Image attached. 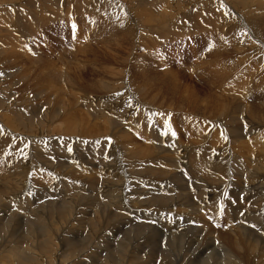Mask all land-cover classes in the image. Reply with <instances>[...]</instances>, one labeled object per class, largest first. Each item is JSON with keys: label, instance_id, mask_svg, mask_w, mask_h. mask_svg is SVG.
I'll list each match as a JSON object with an SVG mask.
<instances>
[{"label": "rangeland", "instance_id": "1", "mask_svg": "<svg viewBox=\"0 0 264 264\" xmlns=\"http://www.w3.org/2000/svg\"><path fill=\"white\" fill-rule=\"evenodd\" d=\"M110 1V10H96L84 0H0V228H5L0 231V264H161V260L169 261L164 260V253H180L176 249L181 233L200 234L194 243L184 235L180 264L194 263L197 247L204 244L207 233L215 236V249L209 248L200 256L203 262L210 259L209 264L212 260L222 263L228 258V263L222 264H247L241 255L247 249L241 244L248 240L246 230L260 233L261 239L252 243L255 249L260 245L263 248L264 226H260L258 215L264 208V197L246 190L243 167L231 157L239 160L236 154L242 149L237 144L235 148L232 132L241 128L245 145L246 139L255 134L247 132L256 122L246 113L235 111L242 105L239 96L248 93L251 97L250 91L262 93L264 88V0H217L218 4L215 0ZM119 6L122 9L116 10ZM188 11L190 15L180 21L185 29L166 37L159 38V34L173 28H157L160 19L149 24L144 21L148 12L176 21ZM220 11L230 17L228 31L217 20ZM73 13L75 16H70ZM246 14L258 18L255 31ZM198 15L202 19L212 15L220 30L200 23ZM252 34L258 35L254 38ZM234 50L238 56L225 54ZM103 67L110 69L100 75ZM191 94L202 99L200 104L193 102ZM179 96L187 104H194L188 107L178 102ZM209 101L220 105L226 102L218 121L210 117L215 107ZM3 113L18 126H10ZM234 115L239 122L243 117L246 122H233ZM193 117L198 123L190 122ZM165 119L172 122L178 137L168 144L162 139L157 145L158 126ZM262 126L258 132L264 136ZM250 142L252 148L264 145L261 140ZM217 153L230 160V168L233 165L240 176V185L228 180L221 182L222 187L208 186L205 181H213L210 177L196 176L200 162L206 163L205 159L211 160L207 165L214 163ZM220 177L224 178V171ZM150 201L163 207H152ZM170 201L174 202L171 207L166 204ZM183 221L187 222L180 226ZM139 226L147 227L141 228L144 235L160 234L158 245H154L156 239L151 244L144 240L138 244L140 239L133 234L141 232ZM162 226L173 228L174 235ZM252 226L260 227L256 231ZM224 231L240 238L235 247L217 239V234ZM161 234H167V238L164 240ZM89 245L94 249L82 255Z\"/></svg>", "mask_w": 264, "mask_h": 264}, {"label": "bare ground", "instance_id": "2", "mask_svg": "<svg viewBox=\"0 0 264 264\" xmlns=\"http://www.w3.org/2000/svg\"><path fill=\"white\" fill-rule=\"evenodd\" d=\"M102 1H105V0H84V2H91L92 4H90L91 6L93 5L94 7H95V9L97 10V9H102V10H110L111 9V5H112V3H109V2H111L110 0L109 1H105V3H101L102 5H100L99 3L100 2H102ZM212 1H214V0H212ZM212 1H210L211 3H212ZM45 3V2H44ZM108 4L110 5V6H108ZM214 4H218V2H217V0H215V2H214ZM103 5H105V6H103ZM248 5V4H247ZM113 8L115 9V7L113 6ZM137 8V7H136ZM211 8V7H210ZM209 8V11L211 10ZM248 8V7H247ZM122 8H121V6H119L118 7V9H116V10H121ZM213 9V8H212ZM249 9V8H248ZM214 10V9H213ZM213 10H212V12H213ZM130 11V10H129ZM134 11V10H133ZM142 11V10H141ZM208 11V12H209ZM136 12V11H135ZM215 12H217V11H215ZM131 12H129V14H130ZM156 13V12H155ZM190 11H188V12H186L185 13V17H181L180 19H178V20H176V21H173V20H175L174 18L172 19V20H168V18L167 17H164L163 15H151L149 12H148V14L145 16V20L144 21H146V23L147 24H149V23H151L152 21H156V19H160L158 22H160V25L157 27V28H166V27H171V28H173V30L171 31V32H169V33H164V34H159V38H161V37H166L168 34H170V33H174V32H181V31H179L180 29L183 31L185 28H184V26L182 27V26H180L181 24H180V21H182V20H184L185 18H187L188 17V15H190ZM224 13L225 12H223V11H220V14H219V17L217 18V20H218V22H219V24H220V27H222L224 30L226 29L227 31L231 28V25H230V22H231V20H230V17H228V16H225L224 15ZM66 14H69V13H66ZM65 14V16H68V15H66ZM208 14H210V12L208 13ZM252 14V13H251ZM263 14V13H262ZM47 15H49V14H46V16ZM134 15V14H133ZM139 15V14H138ZM60 16V15H59ZM62 16H64V15H62ZM70 16H75L74 15V13H73V15H70ZM69 16V17H70ZM83 16V18H84V15H82ZM81 16V17H82ZM144 16V15H143ZM216 16V15H215ZM246 16H247V19L250 21L251 20V26H253V27H251L252 28V30L255 28V26H256V23H258V21L259 20H257L258 18H256L255 16H254V18H250L247 14H246ZM256 16H257V14H256ZM52 17V16H51ZM55 17V16H54ZM61 17V16H60ZM69 17H67V18H69ZM137 17H139V16H137ZM205 17H207L208 19H205ZM203 16V19L201 18V15H198V18H201L202 20L200 21V23H205L206 25H207V23L209 24V25H211L215 30H220V28H219V26L218 25H216L215 23H214V20L211 18L212 17V15H211V17H210V19H209V16L208 15H206V16ZM30 18V17H29ZM50 18V17H49ZM142 18V17H141ZM82 19V18H81ZM260 19V18H259ZM46 20V19H45ZM49 20V19H48ZM64 20V19H63ZM84 20V19H83ZM140 20V19H139ZM165 20H168L170 23H167V21H165ZM216 20V19H215ZM244 20V19H243ZM246 20V19H245ZM58 21V20H57ZM141 21H143V19H141ZM143 21V22H144ZM171 21H173V22H171ZM59 22V21H58ZM166 22V23H165ZM183 22V21H182ZM185 22V21H184ZM165 23V24H164ZM246 23V22H245ZM184 24V23H183ZM224 24V25H223ZM193 25V24H192ZM263 25V24H262ZM34 26V25H33ZM32 26V27H33ZM47 26V25H46ZM147 25H145V27H146ZM224 26H226V28H224ZM187 27H191V25H186V28ZM193 27V26H192ZM123 28V27H122ZM180 28V29H179ZM210 28V27H209ZM245 28H246V26H245ZM251 28H249V29H251ZM194 29V28H193ZM256 29V28H255ZM255 29H254V31H255ZM189 29H187V31H188ZM191 30V29H190ZM36 31V30H35ZM222 31V30H221ZM245 31V30H244ZM251 31V30H250ZM253 31V32H254ZM257 31L259 32V30L257 29ZM261 31V30H260ZM247 32V31H246ZM257 32V33H258ZM246 34V33H245ZM53 35V34H52ZM253 35V34H252ZM258 35V34H257ZM257 35H256V37H257ZM246 36V35H245ZM253 37L254 38H256L254 35H253ZM252 37V38H253ZM246 39H247V36H246ZM249 39V38H248ZM73 40V39H72ZM252 40V39H251ZM75 42V41H74ZM253 42V41H252ZM251 42H247V44H250ZM254 43V42H253ZM259 43V42H258ZM255 44H257V43H254V46H256ZM122 45H120L119 47H121ZM253 47V46H252ZM258 47V46H257ZM86 48V47H85ZM125 49H126V47H124ZM255 48V47H254ZM29 49V48H28ZM83 49V48H82ZM89 50V49H88ZM263 50V49H262ZM80 51V50H79ZM82 51H84V50H82ZM124 51V50H123ZM238 51V50H237ZM247 51V50H246ZM121 52H122V50H121ZM248 52V51H247ZM125 53H126V50H125ZM130 53V52H129ZM233 54H227V53H225L226 55H228V57L229 56H231L232 57V55H237L238 56V54H237V52H235V50L232 52ZM236 53V54H235ZM94 54V53H93ZM128 54V53H127ZM224 54V53H223ZM245 54L246 53H244V56H245ZM215 55V54H214ZM216 55L217 56H219L220 55V53L219 52H217L216 53ZM130 56H132V55H130ZM240 56H241V54H240ZM127 57V56H126ZM234 57H236V56H234ZM130 58V57H129ZM123 59V58H122ZM127 59V58H126ZM125 59V60H126ZM234 59V58H233ZM111 60L113 61V60H115V59H113V58H111ZM130 60H131V58H130ZM126 61H128V59L126 60ZM132 61V60H131ZM123 62V61H122ZM131 63V62H130ZM133 63V62H132ZM98 65V64H97ZM124 66V65H123ZM128 66V65H127ZM95 67V66H94ZM111 67V66H110ZM110 67H103V70H102V73L100 72V70H99V74L101 75V74H104V73H106L107 71H109V69H110ZM119 69V68H118ZM122 70V69H121ZM111 71V70H110ZM116 71V70H115ZM140 71V70H139ZM171 71V70H170ZM111 72H114V70H112ZM110 72V73H111ZM134 72V71H133ZM141 72V71H140ZM146 72V71H145ZM173 72V71H172ZM109 73V74H110ZM122 73V72H121ZM165 73V72H164ZM124 74H125V72H124ZM127 74V73H126ZM142 74V73H141ZM140 74V75H141ZM190 74V73H189ZM115 75V74H114ZM113 75V76H114ZM118 75H119V73H118ZM108 76V75H107ZM112 76V77H113ZM177 76V75H176ZM62 77V76H61ZM226 77V76H225ZM228 77V76H227ZM114 78V77H113ZM117 78V77H116ZM118 78H120V77H118ZM122 78H123V76H122ZM141 78V77H140ZM175 78V77H174ZM179 78V77H178ZM238 79V78H237ZM174 80V79H173ZM46 81H47V79H46ZM123 81V80H122ZM133 81V80H132ZM145 81V80H144ZM143 81V82H144ZM128 82V81H127ZM142 82V83H143ZM146 83V82H145ZM177 83H179V82H177ZM164 84V83H163ZM134 85V84H133ZM142 85V84H141ZM160 85V84H159ZM114 86H115V84H114ZM109 87V86H108ZM113 87V86H112ZM116 87V86H115ZM142 87V86H141ZM145 87V86H144ZM136 88H138L137 86H136ZM172 88V87H171ZM151 89V88H150ZM114 90V89H113ZM116 90V89H115ZM132 90V89H131ZM149 90V89H148ZM141 91H143V89H141ZM147 91V90H146ZM190 91H192L193 92V90H190ZM261 91V90H260ZM111 92V91H110ZM115 92V91H114ZM139 92V91H138ZM137 92V93H138ZM151 92V91H150ZM251 93L250 94H252V96L251 97H249L250 95H247V94H244V95H242V96H239L238 98H239V100L240 99H242V101H241V103H242V105H240V106H238V108H237V110L235 111V113L237 114V113H240V112H242V113H246V115H248V117L250 118V119H252V120H254L255 122H256V126L254 127V126H252L251 128V130L249 131V132H247V134H249V133H255V134H251V136H249L248 137V139H246L247 140V142H246V145L245 144H243V142L241 141L242 140V135H241V133L239 132V129H241V128H238V127H236L237 128V131L235 130V131H233L232 133H233V137H234V143H235V148H237L236 147V144H237V146L238 147H240V148H242L241 150H239L240 151V153L238 154H236V156H237V159L239 158V160H236L233 156H231L232 157V161H236V162H239L241 165H242V167H243V171H242V175H241V177H242V179H243V181H244V183H245V186H246V190L247 191H249L253 196H263L264 197V145H261V146H259V147H257V148H252V142H250L251 140H261V142H263L264 141V136L260 133V132H258V128H260L261 129V131H262V125H264V108H262L263 106H264V88H263V90H262V93H258L255 89H253L252 91H250ZM177 94V93H176ZM98 95V94H97ZM137 95V94H136ZM192 95V96H191ZM190 96L192 97V100H193V102L194 101H196V102H199V104H200V101L202 100L201 98H199V97H197L196 95H193V94H191ZM85 96V95H84ZM92 96V95H91ZM156 96H158V95H156ZM171 96V95H170ZM245 96V97H244ZM169 97V96H168ZM180 97V96H179ZM246 97H249V98H246ZM182 99V97H180L177 101L178 102H180V103H184V104H187L186 103V100H185V102H184V100H181ZM187 99V98H186ZM201 99V100H200ZM251 99H254L253 101H251L250 102V100ZM155 100H156V98H155ZM204 100V99H203ZM257 100V101H256ZM191 101V100H190ZM204 101H206V100H204ZM219 101V100H218ZM218 101H213V102H210V104L212 103V104H214L213 106L215 107V113L213 114V116H210V117H212V118H216V121H218V116H219V114H220V117L221 116H223V115H221L222 113H223V111H224V109H226V102H224V103H222L221 102V105L220 104H218ZM245 102V103H244ZM189 103V102H188ZM254 103H257V104H254ZM154 104V103H153ZM161 104H162V102H161ZM190 104V106L192 105V104H194V103H189ZM189 104H187L188 105V107H189ZM196 104V103H195ZM198 104V103H197ZM209 104V103H208ZM246 104H250V105H246ZM181 105V104H180ZM155 106V105H154ZM153 106V107H154ZM162 106V105H161ZM210 106V105H209ZM208 106V107H209ZM228 106V105H227ZM158 107H159V105H158ZM157 107V108H158ZM164 107V106H163ZM170 107V106H169ZM191 108V107H190ZM205 108V107H204ZM213 108V107H212ZM95 109V108H94ZM173 109V108H172ZM171 108L170 109H168V110H172ZM183 109H185V108H183ZM182 109V110H183ZM229 108H227V110H228ZM174 110H175V107H174V109L172 110L173 112H174ZM181 110V109H180ZM201 110H203V109H201ZM78 111V110H77ZM89 111V110H88ZM148 111H150V110H148ZM197 111H200V110H197ZM209 111V110H208ZM151 112V111H150ZM156 112H157V110H156ZM155 112V113H156ZM180 112V111H179ZM195 112V111H194ZM204 112V111H203ZM212 112V111H211ZM227 112H230V110H228ZM249 112V113H248ZM88 113H90V112H88ZM153 113V112H152ZM4 114V113H3ZM151 114V113H150ZM171 114V113H170ZM211 114V113H210ZM224 114V113H223ZM229 114H231V112L229 113ZM173 115V114H172ZM187 115V114H186ZM186 115L184 116V117H186ZM232 115V114H231ZM239 115V114H238ZM33 116V115H32ZM102 116V115H101ZM3 119H6V120H10L9 118H8V116L6 115V114H4L3 116ZM37 117V116H36ZM39 117V116H38ZM87 117V116H86ZM183 117V116H182ZM190 117H191V115H190ZM197 117V116H196ZM210 117H208V118H210ZM247 117V116H246ZM32 118V117H31ZM103 118H105V117H103ZM224 118V117H223ZM226 118V117H225ZM240 118H241V116H240ZM23 119V118H22ZM39 119H40V117H39ZM98 119H100L101 120V118H98ZM97 119V120H98ZM194 119V117L192 118V119H190L191 121V123L192 122H194L195 121V124L196 123H198V121H196L195 119ZM230 119V118H229ZM238 117L237 116H232L231 117V120L233 121V122H236V123H241L242 124V122L244 121V123L246 122L245 120H244V117L242 118V122H239L238 120ZM19 120V119H18ZM199 120V119H198ZM212 120V119H211ZM222 120V119H221ZM226 120V119H225ZM228 120V119H227ZM14 121V120H13ZM34 121V120H33ZM32 121V122H33ZM50 121V120H49ZM103 121H104V119H103ZM102 121V122H103ZM248 121V120H247ZM15 122V121H14ZM48 122V121H47ZM106 122V121H105ZM105 122H103V123H105ZM111 122V121H110ZM112 122H114V121H112ZM116 122H118V121H116ZM223 122V121H222ZM252 122V121H251ZM10 126H18V125H16V124H13V122H12V120H10V123H9V121L7 122ZM22 123V122H21ZM226 123V122H225ZM235 123V124H236ZM25 124V123H24ZM106 124V123H105ZM110 124V123H109ZM193 124V123H192ZM214 124V123H213ZM219 124V123H218ZM252 124V123H251ZM45 125V124H44ZM99 125V124H98ZM102 125V124H101ZM116 125V124H115ZM224 125V124H223ZM248 125V124H247ZM249 125H250V123H249ZM254 125H255V123H254ZM26 126V125H25ZM32 126V125H31ZM236 126H238V125H236ZM240 127H243V125H239ZM33 127V126H32ZM120 127V126H119ZM193 128H194V125L192 126ZM248 127V126H247ZM246 127V128H247ZM209 128V127H208ZM244 128V127H243ZM245 128V129H246ZM249 128V127H248ZM102 129H103V127H102ZM90 130V129H89ZM101 130V129H100ZM118 130V129H117ZM107 130H105V132H106ZM127 131V130H126ZM248 131V130H247ZM92 132V131H91ZM198 132H199V134H200V131H199V128H197V130H196V134L197 135H199L198 134ZM207 132V131H206ZM243 132V131H242ZM260 133V134H258V133ZM101 133V132H100ZM114 133H115V131H114ZM208 133V132H207ZM244 133V132H243ZM104 133L102 132V135H103ZM107 134V133H106ZM205 134V133H204ZM94 135V134H93ZM101 136V135H100ZM106 136V135H105ZM200 136V135H199ZM199 136H197V137H199ZM206 136V135H205ZM246 136V135H245ZM79 137V136H78ZM122 137V136H121ZM207 138H208V136H206ZM214 137H215V135H214ZM94 139V138H93ZM124 139V138H123ZM198 139V138H197ZM202 140V138H200L199 137V140ZM216 139V138H215ZM218 139V138H217ZM126 140V139H125ZM229 140H231V139H229ZM89 141V140H88ZM112 141V140H111ZM216 141V140H215ZM222 141H224V140H222ZM91 142V141H90ZM90 142H89V144H90ZM194 142V141H193ZM238 142V143H237ZM92 144H94V143H92ZM202 144V143H201ZM91 145V144H90ZM217 145V144H216ZM231 145H233V144H231ZM93 146V145H92ZM95 146V145H94ZM189 147V146H188ZM217 147V146H216ZM142 148V147H141ZM76 149V148H75ZM197 149V148H196ZM215 149H217L218 150V147L217 148H215ZM222 149V148H221ZM140 150V149H139ZM199 150H202V152L205 150L204 148H201V149H199ZM220 150V149H219ZM218 150V151H219ZM85 151V150H84ZM83 151V152H84ZM138 151V150H137ZM216 151V150H215ZM214 151V152H215ZM227 151V150H226ZM232 151V150H231ZM91 152V151H90ZM146 152H149V151H146ZM205 152V151H204ZM219 152H221V151H219ZM236 152H237V150H236ZM94 153V152H93ZM152 153H154V152H152ZM178 153V152H177ZM89 154H91V153H89ZM112 154V153H111ZM222 154V153H221ZM87 155H88V153H87ZM93 155V154H92ZM98 155V154H97ZM178 155V154H177ZM186 155H188V153H186ZM204 155H206V154H204ZM224 155V154H223ZM232 155V154H231ZM72 156V155H71ZM150 156V155H149ZM176 156V155H175ZM235 156V155H234ZM177 157V156H176ZM215 158V160H214V163L212 162V164H210V165H207V163L209 162V161H211V160H209V161H206L204 158V161L206 162V163H204V162H200V165H198V168H200V170H198L196 173V176H198V177H200L199 179H201V176L202 177H210L213 181H209V180H207V181H205V182H207L206 184H208V186H209V184L211 185V186H214V185H216L217 186V184L218 185H221L222 183L221 182H226V181H228V180H231V181H235L238 185H240V179H239V174L237 173V171L234 169V166L232 165L231 166V168H230V163L228 162V161H230L229 159H227V160H225V158H221L220 157V155H218V153H217V156H214ZM230 157V158H231ZM181 158V157H180ZM207 158V157H206ZM228 158V157H227ZM72 159H74V158H72ZM176 159V158H175ZM209 159V158H208ZM211 159V158H210ZM170 162V161H169ZM174 162V161H173ZM168 163V162H167ZM105 164V163H104ZM85 165V164H84ZM101 166V165H100ZM246 166H249L248 167V170L246 171L245 170V167ZM165 167H167V166H165ZM162 168V167H161ZM167 169H169V167L167 168ZM58 170V169H57ZM77 170V169H76ZM215 171V172H214ZM222 171H224V178H222V177H220V175H221V172ZM73 172H75V171H73ZM72 172V173H73ZM79 172V171H78ZM82 172V171H81ZM149 172V171H148ZM167 172V171H166ZM156 173H157V171H156ZM247 173V174H246ZM82 174V173H81ZM149 174V173H148ZM217 174V175H216ZM89 175V174H88ZM144 175H146V174H144ZM90 176V175H89ZM92 176V175H91ZM209 179V178H208ZM107 180V179H106ZM197 180H198V178H197ZM215 180H217V182H215ZM218 181H220V182H218ZM242 181V182H243ZM201 182H202V180H201ZM204 182V181H203ZM118 183V182H117ZM117 183H116V185H117ZM120 183V182H119ZM118 183V184H119ZM75 184V183H74ZM73 184V185H74ZM111 184V183H110ZM125 184V183H124ZM203 184V183H202ZM202 184H200V185H202ZM12 185V184H11ZM115 185V186H116ZM122 185V186H121ZM128 185V184H127ZM76 186V185H75ZM119 186H121L122 188H123V184H120ZM207 186V185H206ZM207 186V187H208ZM210 186V187H211ZM216 186H214V187H216ZM12 187H13V185H12ZM125 187V186H124ZM131 188H136V187H132V186H130ZM200 187H202V186H200ZM203 187H204V185H203ZM209 187V189H211ZM214 187H212V188H214ZM221 187H222V185H221ZM221 187H219V188H221ZM223 187H225L224 186V184H223ZM2 188V187H1ZM75 188V187H74ZM130 188V189H131ZM218 188V187H217ZM5 189V188H4ZM116 189V188H115ZM139 189V188H138ZM96 190V189H95ZM202 190H204V189H202ZM202 190H200V191H202ZM213 190V189H212ZM218 190V189H217ZM1 191V190H0ZM3 191V190H2ZM99 191V190H98ZM131 191V190H130ZM140 191V190H139ZM209 191V190H208ZM207 191V192H208ZM220 191V190H219ZM127 192H129L128 190H127ZM206 192V191H205ZM204 192V193H205ZM206 192V193H207ZM212 192V191H211ZM247 193V195H250V193ZM114 193V192H113ZM137 193V192H136ZM141 193H142V191H141ZM201 193H203V192H201ZM205 193V194H206ZM210 193V192H209ZM117 194V193H116ZM115 194V195H116ZM134 194V193H133ZM208 194V193H207ZM206 194V195H207ZM136 195V194H135ZM184 195V194H183ZM205 195V196H206ZM9 196V195H8ZM185 196V195H184ZM184 196H182V197H184ZM207 196H209V195H207ZM201 197H203V199H204V195L202 196L201 195ZM1 198V197H0ZM156 199H157V197H155ZM207 198V197H206ZM205 198V199H206ZM6 199V198H5ZM156 199H155V201H156ZM165 199V198H164ZM202 199V198H201ZM7 200V199H6ZM175 200V199H174ZM196 200V199H195ZM161 201V200H160ZM160 201L158 200V201H156V203L158 202V203H160ZM173 201V200H172ZM185 201V200H184ZM120 202V201H119ZM144 202V201H143ZM171 202V201H170ZM180 202H181V200H180ZM203 202V201H202ZM173 203L174 202H171V203H166L167 205H169V207H171L172 205H173ZM199 203V202H198ZM130 204V203H129ZM150 206H152V207H156V206H162V205H159V204H155V202L154 201H150ZM180 204H182V202L180 203ZM184 204V203H183ZM112 205V204H111ZM122 205H124V204H122ZM163 205H165L164 203H163ZM53 206H56V205H53ZM58 206V205H57ZM193 206V205H192ZM200 206V205H199ZM204 206H205V201H204ZM114 207V206H113ZM116 207V206H115ZM125 207V206H124ZM128 207V206H127ZM149 207V206H148ZM163 207V206H162ZM165 207V206H164ZM206 207V206H205ZM64 208V207H63ZM158 208V207H157ZM157 208H155L154 210L155 211H157L156 209ZM166 208V207H165ZM211 208H213V207H211ZM124 209V208H123ZM205 209V208H204ZM143 210V209H142ZM146 210V209H145ZM264 211V208L263 209H261L260 211H259V219L261 220V224H260V226H264V213H262L261 211ZM160 212V211H159ZM165 212V211H164ZM202 212V211H201ZM207 212V211H206ZM209 212V211H208ZM207 212V213H208ZM210 212H212V211H210ZM209 212V213H210ZM109 213V212H108ZM157 213V212H156ZM191 213V212H190ZM213 213V212H212ZM14 214V213H13ZM122 214V213H121ZM159 214V213H158ZM186 214H189V213H186ZM183 215H185V214H183ZM192 215V214H191ZM210 215V214H209ZM188 216V215H187ZM187 216H186V218H187ZM9 217V216H8ZM117 217V216H116ZM184 217V216H183ZM6 218H7V216H6ZM10 218V217H9ZM159 218V217H158ZM172 218V217H171ZM213 218V217H212ZM20 219V218H19ZM206 219V218H205ZM112 220V219H111ZM20 221V220H19ZM23 221V220H22ZM143 221V220H142ZM150 221V220H149ZM195 221V220H194ZM194 221H193V224H194ZM140 222V221H139ZM168 222V221H167ZM178 222H180V221H178ZM186 222L187 221H183V222H181V224H180V226H183V225H185L186 224ZM11 223V222H10ZM123 223V222H122ZM147 223V222H146ZM169 223V222H168ZM1 224V223H0ZM198 224H201V223H198ZM212 224V223H211ZM241 224V223H240ZM2 225V224H1ZM66 225V224H65ZM129 225V224H128ZM127 225V226H128ZM196 225V224H195ZM248 226H249V224H247ZM122 226H124V224L122 225ZM171 226H173V225H171ZM177 226V225H176ZM245 226V225H244ZM243 226V227H244ZM260 226H258V227H260ZM1 227H3V226H1ZM143 227V226H142ZM142 227H140L139 226V228L141 229ZM146 226H144L143 228H145ZM152 227V226H151ZM150 227V228H151ZM163 228H164V230H165V232L166 233H168V232H171L172 233V235H174V233H173V228H170L169 226V228H165V226H162ZM190 227V226H189ZM192 227V226H191ZM204 227V226H203ZM228 227V226H227ZM231 227V226H230ZM233 227V226H232ZM256 231L257 230H259V229H257L256 228V226H252ZM62 228H64V227H62ZM147 228V227H146ZM146 228H145V230H146ZM176 228H178V227H176ZM184 228V227H183ZM199 228H200V226H199ZM138 229V228H137ZM192 229V228H191ZM201 229V228H200ZM240 229V228H239ZM2 230H5V228H0V231H2ZM59 230V229H58ZM186 230V229H185ZM197 230H198V228H197ZM205 230H207L206 228H205ZM204 230V231H205ZM263 230H264V228H263ZM137 230H136V228H135V232H136ZM139 231V230H138ZM150 231V230H149ZM148 231V232H149ZM182 231H183V229H182ZM181 231V229H180V232H182ZM192 231V230H191ZM190 231V232H191ZM119 232V231H118ZM134 232V233H135ZM142 232V233H141ZM141 232L140 233H136L135 235L133 234V236H135L134 238H138V239H140V241H137L138 242V244H140V243H142L141 241L142 240H144L145 242H147V243H149V244H151V242L153 241V240H155L156 239V243L154 244L155 246L156 245H158V241L160 240V234H158V233H150V234H146V235H144L145 234V232H144V230L142 231V229H141ZM143 232H144V234H143ZM156 232V231H155ZM177 232H179V231H177ZM179 232V233H180ZM185 232V231H184ZM8 233V232H7ZM56 233H58L57 231H56ZM62 233V232H61ZM241 233V232H240ZM255 233V232H254ZM254 233H251V232H249V231H247L246 230V232H245V236L248 238V240L247 241H245V239H244V241H242L241 242V244H245L246 246H247V249H246V253L244 254H242L241 252V250L242 249H240V253H241V255H243L244 256V258L246 259V261L248 262L247 264H263L264 263V243H262L263 244V248L261 247V245H260V247L258 248V247H256V249H255V244L254 243H252V241H258V239H261V236L259 235V234H254ZM2 233H0V235H1ZM9 234V233H8ZM7 234V235H8ZM59 234H60V232H59ZM178 234V233H177ZM200 234V233H199ZM199 234H191V235H188L187 233H181V235H183L182 237H180V240L178 241L179 242V244H178V247H177V249L176 250H178L180 253L178 254V255H174V252H171V253H169V252H166V253H164V260L166 261L167 259L169 260V261H173L171 264H180V260H179V258L182 256V254H183V250H184V242H183V238H184V235L185 236H188V237H190L192 240H190L189 241V243H191V242H198L199 241ZM202 234H204V232L202 233ZM261 234H262V232H261ZM58 235V234H57ZM56 235V236H57ZM61 235V234H60ZM162 235V234H161ZM165 235H167V234H165ZM164 234L162 235L163 236V238H164V240L167 238L166 236H165ZM210 234H206V239H205V242H202V243H204V244H202L201 246H200V248H198L197 247V250L196 251H198V253L194 256V258H193V260H194V263L193 264H209V260L208 261H202L201 259H200V256L202 255V254H204L206 251H207V249H209V248H213V249H215V247H213V246H215V241H216V239H215V236H209ZM234 235V234H233ZM233 235H232V233L230 234L229 232H226V231H224V232H221V233H219V234H217V239H218V237L224 242V241H228L229 242V244L231 245V246H233V247H235L236 246V244H237V242H238V240L236 241V239H240L239 237H238V234H237V237L238 238H235L236 237V235H234L235 237V240H234V238H233ZM2 236V235H1ZM0 236V237H1ZM72 236V235H71ZM162 236H161V239L163 240V238H162ZM253 236H255V237H257V238H254ZM262 236H264L263 234H262ZM8 237H10V236H8ZM58 237V236H57ZM60 237V236H59ZM58 237V238H59ZM65 237V236H64ZM85 237V236H84ZM169 237H170V234H169ZM168 237V238H169ZM241 237V236H240ZM57 238V239H58ZM116 238H118V237H116ZM1 240H0V243H1V241H2V238H0ZM8 239V238H7ZM10 239V238H9ZM59 239H61V238H59ZM58 239V240H59ZM71 239V238H70ZM69 239V240H70ZM149 239V240H148ZM178 239V238H177ZM262 239H264L263 237H262ZM6 240V239H5ZM4 240V241H5ZM13 240V239H12ZM62 240V239H61ZM117 240V239H116ZM124 240V239H123ZM161 240V241H162ZM220 240V241H221ZM143 241V242H144ZM219 241V242H220ZM261 241V240H260ZM18 242V241H17ZM59 242V241H58ZM94 242V241H93ZM93 242H91V243H93ZM101 242V241H100ZM144 242V243H145ZM154 242V241H153ZM165 242V241H164ZM218 242V241H217ZM219 242H218V244H219ZM22 243V242H21ZM32 243V242H31ZM45 243H47V242H45ZM90 243V242H89ZM129 243V242H128ZM136 243V242H135ZM135 243H133V244H135ZM146 243V244H147ZM163 243V242H162ZM161 243V244H162ZM261 243V242H260ZM36 244V243H35ZM39 244V243H38ZM49 244V243H48ZM69 244H71V243H69ZM98 244V243H97ZM97 244H96V246H97ZM112 244V243H111ZM114 244V243H113ZM112 244V245H113ZM137 244V243H136ZM143 244V243H142ZM161 244H159V246L161 245ZM221 244V243H220ZM223 244V243H222ZM228 244V245H229ZM20 245H23V244H20ZM25 245V244H24ZM30 245H32L33 247H35L36 245H34V244H30ZM76 245V244H75ZM74 245V246H75ZM83 245V244H82ZM102 245V244H101ZM130 245V244H129ZM190 245V244H189ZM238 245H240V244H238ZM12 246V245H11ZM26 247H27V245H25ZM29 246V245H28ZM72 246V245H71ZM128 246V245H127ZM241 246V245H240ZM24 247V246H23ZM29 247H31V246H29ZM29 247H27V248H29ZM38 247V246H37ZM98 247V246H97ZM121 247V246H120ZM123 247V246H122ZM19 247L17 246V250H19L18 249ZM41 248V247H40ZM60 248V247H59ZM77 248V247H76ZM80 248V247H79ZM93 248V246L92 245H89L86 249H85V252L84 253H82V255H84V254H86L87 252H90L91 250L90 249H92ZM134 248V247H133ZM219 248V247H218ZM11 249V248H10ZM13 249H15V248H12V250ZM32 249V248H31ZM36 249V248H35ZM39 249V248H38ZM45 249V248H44ZM94 249V248H93ZM100 249V248H99ZM98 249V250H99ZM128 249V248H127ZM149 249V248H148ZM147 249V250H148ZM155 249H156V247H155ZM238 249V248H237ZM1 250V249H0ZM16 250V252L17 253H25V251L23 250H21L20 252L19 251H17ZM27 250V249H26ZM29 250V249H28ZM33 250V249H32ZM62 250V249H61ZM72 250H74V248L72 249ZM102 250V249H101ZM112 250V249H111ZM120 250H121V248H120ZM141 250V249H140ZM152 250V249H151ZM162 250H163V247H162ZM233 250V249H232ZM231 250V251H232ZM236 250V249H235ZM10 251L11 250H9V253H10ZM31 250H29L28 252H30ZM34 251V250H33ZM75 251V250H74ZM129 251V250H128ZM142 251V250H141ZM157 251V250H156ZM13 252V251H12ZM36 252H37V250H36ZM97 252V251H96ZM96 252H94V253H96ZM113 252V251H112ZM117 252V251H116ZM134 252V251H133ZM147 252V251H146ZM159 252H161V249L159 250ZM213 252V251H212ZM218 252V251H217ZM216 252V253H217ZM236 252V251H235ZM238 252V253H239ZM243 252H244V249H243ZM1 253V252H0ZM8 253V254H9ZM31 253V252H30ZM34 253V252H33ZM101 253V252H100ZM121 253V252H120ZM130 253V252H129ZM156 252H154L153 251V254H155ZM176 253V252H175ZM3 254V253H2ZM6 254V253H5ZM32 254V253H31ZM63 254V253H62ZM79 254V253H78ZM150 254V253H149ZM213 254H215V253H213ZM218 254V253H217ZM13 255V254H12ZM22 255V254H21ZM24 255V254H23ZM22 255V256H23ZM30 254H28V256H27V254H26V257H30L29 256ZM42 255V254H41ZM67 255H69V254H67ZM96 255V254H95ZM115 255V254H114ZM11 256V255H10ZM34 256V255H33ZM32 256V257H33ZM40 256V255H39ZM75 256V255H74ZM79 256V255H78ZM141 256V255H140ZM205 256V255H204ZM204 256H202V257H204ZM233 256V255H232ZM243 256H242V258H243ZM1 257V256H0ZM68 257V256H67ZM145 257H147V256H145ZM149 257V256H148ZM162 257V256H161ZM234 257H237V255L236 256H234ZM2 258V257H1ZM5 258V257H4ZM21 258H23V257H21ZM69 258V257H68ZM150 258V257H149ZM160 258V257H159ZM167 258V259H166ZM223 258V257H222ZM239 259H241L240 257H238ZM14 259V258H13ZM18 259V258H17ZM17 259H15L16 261H18ZM32 259H35V256H34V258H32ZM67 259V258H66ZM158 259V258H157ZM162 259V258H161ZM214 259V258H213ZM234 259V258H233ZM232 259V260H233ZM28 260V259H27ZM30 260V259H29ZM28 260V261H29ZM41 260V259H40ZM63 260H64V257H63ZM146 260H148V259H146ZM163 260V261H164ZM206 260H207V258H206ZM224 260V259H223ZM227 260H229L228 258H226V262H227ZM231 260V259H230ZM236 260V259H235ZM257 260H259V261H257ZM25 261V260H24ZM30 261H32V260H30ZM35 261V260H34ZM60 261V260H59ZM131 261V260H130ZM129 261V262H130ZM169 261H167L166 263L165 262H162V260H161V264H168V262ZM211 261V260H210ZM213 261H215V260H212V263L214 264V262ZM218 261V260H217ZM224 261V262H225ZM242 261H244V259L242 260ZM241 261V262H242ZM262 261H263V263H262ZM5 261H3V263H4ZM9 262V261H8ZM14 262V261H13ZM33 262V261H32ZM40 262V261H39ZM224 262H222V263H224ZM231 262V261H230ZM233 262V261H232ZM239 262V261H238ZM10 263H12V261H10ZM128 263V262H127ZM211 263V264H212ZM221 262L219 263V262H216L215 264H222ZM228 263V262H227ZM13 264V263H12ZM17 264H19V263H17ZM20 264H21V262H20ZM23 264V263H22ZM25 264V263H24ZM130 264V263H129ZM182 264V263H181ZM234 264H235V262H234ZM237 264V263H236ZM240 264H243V263H240ZM246 264V263H245Z\"/></svg>", "mask_w": 264, "mask_h": 264}, {"label": "snow or ice", "instance_id": "3", "mask_svg": "<svg viewBox=\"0 0 264 264\" xmlns=\"http://www.w3.org/2000/svg\"><path fill=\"white\" fill-rule=\"evenodd\" d=\"M73 27H75V26H73ZM173 135H175V133H173ZM69 150H71V149H69Z\"/></svg>", "mask_w": 264, "mask_h": 264}]
</instances>
